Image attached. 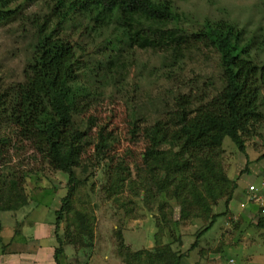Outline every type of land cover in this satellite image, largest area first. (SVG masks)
I'll return each instance as SVG.
<instances>
[{
    "label": "rangeland",
    "instance_id": "374dc122",
    "mask_svg": "<svg viewBox=\"0 0 264 264\" xmlns=\"http://www.w3.org/2000/svg\"><path fill=\"white\" fill-rule=\"evenodd\" d=\"M171 1L193 26L205 19H221L245 29L247 35L264 34V0ZM15 2L23 4L24 0ZM45 12L42 2L25 3L24 18L0 26V78L5 82L22 78L33 40L31 17ZM76 18L61 32L83 50L78 80L90 85L91 95L81 107L80 117L93 122L87 130L89 144L82 155V164L87 167L76 171L81 179H87L72 199L75 209L88 214L92 233L84 228L81 240L68 236L73 226L66 219L57 220L56 213L68 192L67 176L52 169L25 144L8 153L12 157L7 165L17 176H23L26 201L14 210L0 211V249L9 240L20 244L24 229L27 232L35 222H46L56 247L62 249L60 264H131L132 253L144 256L153 247L166 244L186 254L182 264H264V229L257 225L264 214V112L261 123L244 136L245 153L228 139L213 153L226 180L211 194L203 192L209 204L208 215L193 204L188 208L191 213L180 217L181 206L175 198L156 191L146 193L145 188H153L159 178L158 167L146 153L153 149L177 150L179 135L172 125L177 109L174 96L202 90L208 98L215 95L220 87L216 56L209 51L192 53L182 61L180 69L171 68L172 79H168L171 69L162 67L164 54L123 45L116 48L106 42L105 34L96 35L91 27L79 23L83 18ZM113 33L110 26L106 34L113 37ZM262 39L260 36L258 40ZM260 54L263 55L261 50ZM209 80L214 86H206ZM196 104L193 102L191 107ZM100 127L114 140L104 159L97 162L94 147ZM155 135L158 139L154 141ZM193 179L196 188L201 187L202 181ZM252 185L256 190L249 189ZM190 191L185 186L180 196L190 200ZM223 212L191 247L210 216Z\"/></svg>",
    "mask_w": 264,
    "mask_h": 264
},
{
    "label": "trees",
    "instance_id": "16d2710c",
    "mask_svg": "<svg viewBox=\"0 0 264 264\" xmlns=\"http://www.w3.org/2000/svg\"><path fill=\"white\" fill-rule=\"evenodd\" d=\"M41 2L46 12L31 17L33 40L22 78L13 82L0 78V211L14 210L26 201L23 176H17L7 164L12 157L8 154L10 150L28 144L47 165L67 176L68 192L56 213L57 220L66 219L73 226L68 236L81 240L79 236L84 228L92 233L88 214L75 209L72 199L87 179H81L76 171L81 168L85 171L87 167L82 164V155L89 144L87 130L93 120L87 122L80 114L91 89L78 80L82 48L61 32L79 17L83 18L79 21L82 26L91 27L96 35L105 34L106 42L116 48L123 45L164 54L162 67L166 70L174 66L180 69L182 61L192 53L209 51L216 56L220 87L215 95L208 98L202 90L178 92L174 96L177 109L172 125L177 127L179 135L177 150L153 149L146 153L159 170V178L153 188H145L146 193L156 191L175 198L181 206L180 217L189 215V205L193 204H198L208 215L209 204L203 192L211 194L226 180L214 162L213 153L222 148L225 139L245 153L244 136L263 120L264 34L247 35L245 29L221 19H205L193 26L171 0H24L23 4L0 0V26L24 18L25 3ZM110 26L114 28L113 37L106 34ZM172 72L173 69L168 79H172ZM205 84L214 86L210 80ZM195 101L196 106L191 107ZM97 138L94 153L100 162L114 138L111 140L103 127L99 128ZM157 139L155 135L154 141ZM193 178L202 181L201 187L196 188ZM185 186L191 189L190 200L180 196ZM224 206L227 211L229 200ZM223 214L210 216L191 247ZM257 225L264 229V214ZM172 248L166 244L153 247L144 256L141 252L132 253L130 263L182 264L186 254ZM61 255L62 249L57 246L54 253L57 264L61 263Z\"/></svg>",
    "mask_w": 264,
    "mask_h": 264
},
{
    "label": "crops",
    "instance_id": "0c3cea01",
    "mask_svg": "<svg viewBox=\"0 0 264 264\" xmlns=\"http://www.w3.org/2000/svg\"><path fill=\"white\" fill-rule=\"evenodd\" d=\"M27 229V232L26 229L22 231V236L19 239L20 244H17L19 241L13 239L14 235L11 238L13 240L2 245L0 264H57L54 258L56 242L52 238L50 224L35 222ZM26 233H31V236H26ZM28 236L31 238L30 240L27 239Z\"/></svg>",
    "mask_w": 264,
    "mask_h": 264
},
{
    "label": "built area",
    "instance_id": "2783aa9c",
    "mask_svg": "<svg viewBox=\"0 0 264 264\" xmlns=\"http://www.w3.org/2000/svg\"><path fill=\"white\" fill-rule=\"evenodd\" d=\"M250 190H256V188H255V186H250V188H249Z\"/></svg>",
    "mask_w": 264,
    "mask_h": 264
}]
</instances>
